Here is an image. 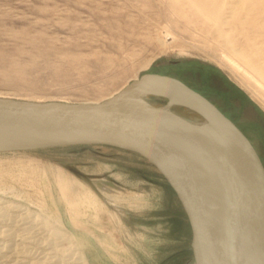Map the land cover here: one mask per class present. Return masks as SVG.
I'll list each match as a JSON object with an SVG mask.
<instances>
[{"label": "rangeland", "instance_id": "374dc122", "mask_svg": "<svg viewBox=\"0 0 264 264\" xmlns=\"http://www.w3.org/2000/svg\"><path fill=\"white\" fill-rule=\"evenodd\" d=\"M146 74L203 89L223 106L221 92L237 99L264 159V0H0V97L102 102ZM173 110L207 121L180 104ZM11 203L24 209H8L0 228L17 231L20 264H45L37 257L47 252L56 264H82L80 254L87 264H195L178 197L129 151L72 145L0 153V210ZM26 211L29 221L38 218L29 232L18 221ZM53 228L66 240L52 238Z\"/></svg>", "mask_w": 264, "mask_h": 264}, {"label": "water", "instance_id": "95a60500", "mask_svg": "<svg viewBox=\"0 0 264 264\" xmlns=\"http://www.w3.org/2000/svg\"><path fill=\"white\" fill-rule=\"evenodd\" d=\"M149 79L171 85L195 104L183 106L228 131L254 167L264 192V162L249 138L205 96L166 75H143L102 102L0 97V153L72 145L135 153L158 170L182 204L192 232L195 264H264L242 224V191L235 170L224 157L211 156L203 141L226 155L224 143L205 123L176 113L173 107L179 103L152 90L146 85ZM153 95L168 101L156 106L147 99Z\"/></svg>", "mask_w": 264, "mask_h": 264}, {"label": "bare ground", "instance_id": "6f19581e", "mask_svg": "<svg viewBox=\"0 0 264 264\" xmlns=\"http://www.w3.org/2000/svg\"><path fill=\"white\" fill-rule=\"evenodd\" d=\"M242 9H243V7H242ZM200 11H203V10H200ZM205 12H206V14H208L207 12H209V11L205 8ZM240 49H242V48H240ZM244 49L247 50V49H250V48H244ZM250 50L253 52L252 49H250ZM254 52H257V51H254ZM227 57L230 58L229 56H227ZM240 58H242L241 55H240ZM230 60L232 62L236 63L234 60H232V59H230ZM146 85H148L149 87L152 88V90H154V91H156L158 93H162V94H165L167 96L172 97L175 100L176 103H179L181 105H187L188 107H193V108L195 107V104H193L191 101H189L185 97H182V96L178 95L175 91H173L171 85L163 84V83H161L159 81H156L154 79H149L147 81ZM112 96H114V95H112ZM112 96H110V97H112ZM198 124L201 125L202 123H198ZM203 125H205V127H207L209 130H211L213 133H215V135L224 143V145L226 147V150H225L226 151V155H223L219 150L215 149L208 141H206V140L203 141L205 147L207 148V150L209 151L211 156L215 157L216 159H222V160H223V157H224L226 160L229 161V163H231V166L235 170L237 183L239 185V188L242 191V201H243L242 206H243V210H244V212H242V215L240 216L241 220H242V224H243V226H247L246 229H249L250 238L254 239V242L257 245V249L259 250L261 256L264 258V192L261 189V186H260V183H259V180H258V177H257V173H256L254 167L245 158V156L243 155V152L239 149V147L236 144L235 140L233 139V137L231 136V134L228 131L223 129L217 122H215L212 119H210V122H206ZM219 182L215 183V185L220 188L222 185ZM8 209L16 210L17 212H19V211H23L22 209H24V208L21 209L20 206L12 204V203L6 205L5 207L2 206L1 210H0V217H4V219L7 216L9 217ZM2 210H4V212H2ZM19 217H20V219H18V221L20 220L19 223L22 222L21 226L22 225L23 226L24 225L28 226L32 222L34 224L35 220L38 219V218H36L32 222L29 221L30 220L29 217H31V213H29V211L28 212L27 211L26 212H22V214H20ZM3 222L0 221V224H2ZM9 222H10V220H9ZM9 224L11 225V223H9ZM41 224H42V222H41ZM43 224H44V221H43ZM15 226H17V225H15ZM43 226H45V224ZM52 226H50V227H52ZM29 228L30 227L28 226V227H24V228H20V229H23L22 231H24V230L28 231ZM32 229H33V227H32ZM39 229H42V228H39ZM43 229H45V228L43 227ZM48 229H50V228H48ZM14 231L15 230H12V228L11 229H2V228H0V241H2V240H6L7 242L9 241V243H5V244H1L0 243V245H2L0 247V259H2V258L4 259V260H0V261H2L4 264H20L18 262L19 260L17 261L16 260V256H15V254H17V247L13 243V241H16L15 237H14V233H15ZM28 232H26V234ZM38 232H41V231H38ZM16 233H17V231H16ZM42 233H44V232H42ZM23 234L25 235L24 232H23ZM30 234H29V236H32ZM50 236H52V238H53V236H55L54 238L57 239L58 242H59V240H66L65 233H63L62 231H60L59 229H56V228H53V229L50 230ZM25 239H27V238H25ZM25 239H23V240H25ZM32 240L33 239H30L29 241H32ZM19 251H18V253H19ZM60 251H61V249H60ZM62 252H64V251L62 250ZM47 253L48 254H46L44 256L42 255V257H37V259L41 260L45 264H56L55 253H53V252H50V253L47 252ZM66 254H68V253H66ZM28 255L29 254L25 255L26 257H24V258H27V257L29 258L30 255L29 256ZM75 257L76 256H74L73 258H75ZM78 259L81 260L82 264H87V261L85 259V255L84 254H80ZM21 260L24 261L23 259H21ZM26 260H28V259H26ZM26 260L23 263H25ZM74 261H76V260H74ZM28 262L29 261H27L26 263H28ZM71 263H73V262L71 261L70 264Z\"/></svg>", "mask_w": 264, "mask_h": 264}, {"label": "flooded vegetation", "instance_id": "af4514ba", "mask_svg": "<svg viewBox=\"0 0 264 264\" xmlns=\"http://www.w3.org/2000/svg\"><path fill=\"white\" fill-rule=\"evenodd\" d=\"M189 87L193 88L194 90L198 91L199 93H201L203 96H205L208 100H210L215 106H217V108H219V110L221 112H223V114H225V116H227L230 120H232L237 126L238 128H240V130L249 138V140L253 143V145L255 146L252 136L249 133V129H254V122L253 121H249V120H241V104L238 102L237 99H232L230 97H228L227 95H225L223 92H221L219 95L223 96V102L225 103V106L218 104L217 102H215L210 96H208V93H206L203 89L200 88H195L189 84H187ZM256 129V128H255ZM257 152L259 153L262 161L264 162V159L261 155V153L259 152V150L257 149V147L255 146Z\"/></svg>", "mask_w": 264, "mask_h": 264}, {"label": "trees", "instance_id": "16d2710c", "mask_svg": "<svg viewBox=\"0 0 264 264\" xmlns=\"http://www.w3.org/2000/svg\"><path fill=\"white\" fill-rule=\"evenodd\" d=\"M172 190V189H171ZM173 191V190H172ZM174 192V191H173Z\"/></svg>", "mask_w": 264, "mask_h": 264}]
</instances>
